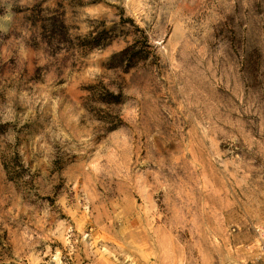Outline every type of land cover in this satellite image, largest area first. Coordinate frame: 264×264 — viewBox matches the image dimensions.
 <instances>
[{
    "label": "rangeland",
    "instance_id": "obj_1",
    "mask_svg": "<svg viewBox=\"0 0 264 264\" xmlns=\"http://www.w3.org/2000/svg\"><path fill=\"white\" fill-rule=\"evenodd\" d=\"M0 37V264H264V0H0Z\"/></svg>",
    "mask_w": 264,
    "mask_h": 264
},
{
    "label": "trees",
    "instance_id": "obj_2",
    "mask_svg": "<svg viewBox=\"0 0 264 264\" xmlns=\"http://www.w3.org/2000/svg\"><path fill=\"white\" fill-rule=\"evenodd\" d=\"M39 21V29L41 30V41L46 46H53L55 44L64 45L65 43L69 42L71 39V36L69 34V28L65 25L64 19L62 18V15H53L49 17H45L40 19ZM36 24V22L34 23ZM103 30L101 32H98L93 35V33H89L85 36H77L74 37L76 43L71 45L70 47H67L66 49H77L82 50L84 53L87 51H91L96 48H102L106 44H108L111 41V36L108 35V31ZM1 39V37H0ZM130 48H126L123 50L120 54L125 55L127 54V51ZM129 60L132 59H142L143 57H140L138 55V52H135V54H131L128 56ZM132 65H128L130 67ZM116 96L110 95L109 99L101 98L100 101L104 103H116ZM5 131V126L0 125V134ZM4 168L7 171V165L4 164ZM13 170V167L11 168ZM14 172V171H13Z\"/></svg>",
    "mask_w": 264,
    "mask_h": 264
}]
</instances>
